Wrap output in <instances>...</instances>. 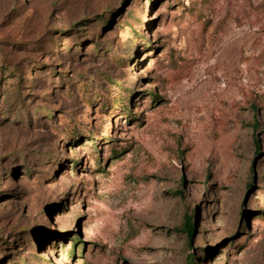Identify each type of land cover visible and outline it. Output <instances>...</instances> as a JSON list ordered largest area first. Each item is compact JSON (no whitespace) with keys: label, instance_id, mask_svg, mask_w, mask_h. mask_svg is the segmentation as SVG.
Listing matches in <instances>:
<instances>
[{"label":"rangeland","instance_id":"374dc122","mask_svg":"<svg viewBox=\"0 0 264 264\" xmlns=\"http://www.w3.org/2000/svg\"><path fill=\"white\" fill-rule=\"evenodd\" d=\"M191 257L264 264V0H0V264Z\"/></svg>","mask_w":264,"mask_h":264},{"label":"trees","instance_id":"16d2710c","mask_svg":"<svg viewBox=\"0 0 264 264\" xmlns=\"http://www.w3.org/2000/svg\"><path fill=\"white\" fill-rule=\"evenodd\" d=\"M254 144H255L256 148L259 147V143L257 140H254ZM182 232L186 234V237L190 243L193 239L195 228H194L192 220L189 216L184 217V222L182 224ZM188 264H194L192 257L189 259Z\"/></svg>","mask_w":264,"mask_h":264}]
</instances>
